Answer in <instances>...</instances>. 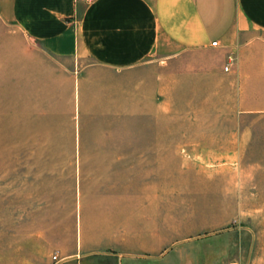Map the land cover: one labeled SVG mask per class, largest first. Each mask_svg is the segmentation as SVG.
<instances>
[{"label":"rangeland","instance_id":"374dc122","mask_svg":"<svg viewBox=\"0 0 264 264\" xmlns=\"http://www.w3.org/2000/svg\"><path fill=\"white\" fill-rule=\"evenodd\" d=\"M227 56L155 55L141 108L100 125L75 100L91 61L0 16V264H52L112 215L143 237L154 224L159 250L190 241L199 264H264V112L244 111Z\"/></svg>","mask_w":264,"mask_h":264},{"label":"crops","instance_id":"0c3cea01","mask_svg":"<svg viewBox=\"0 0 264 264\" xmlns=\"http://www.w3.org/2000/svg\"><path fill=\"white\" fill-rule=\"evenodd\" d=\"M0 16L54 57L78 66L91 61L78 70L75 100L82 88L85 113L91 120L97 115L100 125L141 108L139 76L161 52H235L230 72L239 80L241 105L264 112V0H0ZM94 208L119 207L96 202ZM144 237L115 215L103 222L94 217L85 235L80 228L73 250L52 264H199L188 253L190 241L159 250L154 224Z\"/></svg>","mask_w":264,"mask_h":264},{"label":"built area","instance_id":"2783aa9c","mask_svg":"<svg viewBox=\"0 0 264 264\" xmlns=\"http://www.w3.org/2000/svg\"><path fill=\"white\" fill-rule=\"evenodd\" d=\"M85 1H91V0H85ZM212 46L218 47L219 43L217 41L213 42ZM237 62V54L235 52H231L227 56V61L224 66L225 72H230L232 67L236 64ZM54 261H58V255L53 256ZM236 264H243V263H236Z\"/></svg>","mask_w":264,"mask_h":264}]
</instances>
